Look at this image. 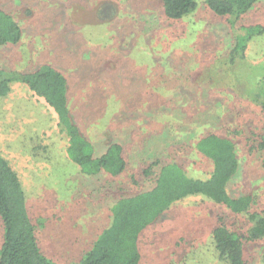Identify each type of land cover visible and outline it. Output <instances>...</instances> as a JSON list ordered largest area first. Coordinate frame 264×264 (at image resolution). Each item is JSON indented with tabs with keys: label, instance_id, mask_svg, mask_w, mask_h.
Segmentation results:
<instances>
[{
	"label": "rangeland",
	"instance_id": "374dc122",
	"mask_svg": "<svg viewBox=\"0 0 264 264\" xmlns=\"http://www.w3.org/2000/svg\"><path fill=\"white\" fill-rule=\"evenodd\" d=\"M195 2L192 13L174 21L165 17L160 0H0L22 31L17 43L0 47V66L14 72L55 66L68 79V105L98 145L97 154L109 136L124 145L127 168L109 193L102 187L107 175L101 183L86 180L68 160L65 138L55 131V112L26 83L12 79L10 91L0 97V152L18 169L41 250L60 263L79 259L109 223L113 195L150 185L143 166L156 158L178 160L205 177L212 162L195 149L197 138L230 132L242 156L246 143L263 130L264 114L240 98L244 69L226 58L233 42L227 19L205 0ZM241 22L264 25V0ZM263 55L264 34L248 49L250 59ZM38 143L47 147L35 156ZM259 161L244 160L245 179L240 182L239 175L235 193L257 184ZM221 212L203 197L179 201L142 235L140 264H180V253L189 256L185 264L197 258L216 264L193 248L205 246L206 229ZM246 249L251 264H259L264 239Z\"/></svg>",
	"mask_w": 264,
	"mask_h": 264
},
{
	"label": "trees",
	"instance_id": "16d2710c",
	"mask_svg": "<svg viewBox=\"0 0 264 264\" xmlns=\"http://www.w3.org/2000/svg\"><path fill=\"white\" fill-rule=\"evenodd\" d=\"M160 1L165 17L174 21L196 8L195 0ZM260 1L205 0V3L215 15L225 17L231 27L233 42L226 58L229 65H240L244 69L245 74L241 73L246 80L240 86V98L264 114V55L259 59L248 57L249 44L264 34V25L241 22ZM21 34L16 18L0 7V47L17 43ZM12 79L26 83L34 96L53 109L55 131L65 138L68 160L86 180L101 183V177L107 175L109 180L102 182V187L109 192L115 179L127 168L124 145L109 136L104 151L97 154L98 145L85 133L68 105L65 74L47 63L29 72L8 71L0 66V97L10 91ZM262 129L255 134L253 142L246 143L247 155L242 156L239 140L230 132H210L197 138L195 149L212 162V170L205 177L193 175L178 160L156 158L143 166L141 172L150 176V185L134 193L111 195L109 223L79 259L66 263L41 250L33 208L18 169L0 152V264H140L142 235L151 233L152 226L165 212L188 197L206 198L222 209L206 229L205 246L199 244L194 251L204 250L216 264H251L246 245L264 239V127ZM44 134L51 136L47 131ZM45 147L47 145L39 143L34 145L33 155H41ZM257 157L260 160L256 166L260 177L257 184L235 193L233 188L239 175L240 182L245 179L241 177L244 160L253 161ZM92 188L91 192H95ZM187 257L180 253L178 262L185 264ZM199 262L197 258L196 264ZM259 264H264V253Z\"/></svg>",
	"mask_w": 264,
	"mask_h": 264
}]
</instances>
